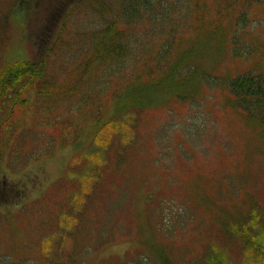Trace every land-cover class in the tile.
I'll use <instances>...</instances> for the list:
<instances>
[{"label": "trees", "instance_id": "1", "mask_svg": "<svg viewBox=\"0 0 264 264\" xmlns=\"http://www.w3.org/2000/svg\"><path fill=\"white\" fill-rule=\"evenodd\" d=\"M106 1L113 0H96V4H89L94 13L92 18H98L101 23L97 27L95 22L93 31L86 32L88 35L84 38L81 34L87 31L84 28L88 27L80 26L81 39L90 40L87 52L89 56L78 65H70L71 70L65 72V75L63 73V80L55 73L51 74V65L47 63L50 53L56 51L63 42L60 34L55 36L56 44L51 45L48 51L41 53V57L36 60L23 59L12 63L10 61L0 66V108L7 102L11 108L22 112L27 109L36 110L35 114L41 119V125L36 133H33L31 149L24 156L17 157L14 152L16 146H11L10 150L6 151L5 141L0 145V163L3 153L8 152V165L13 164L21 170L39 156L51 154L56 139L60 141L63 138L74 146L77 156L96 157L95 166L104 164L108 159L109 165L105 171L116 172L124 166L127 167L126 165L133 164L138 156L137 147L141 139L138 125L149 121L150 113L160 109V105L166 104L171 110V103L177 106L185 101L200 106L199 100L196 99L198 95L203 94L209 99H215L217 91L220 96L218 109L223 108L232 114L235 113V117H241L251 126L250 138L264 143V70H248L232 77L222 74L215 76L207 67L188 61L190 51L201 44L202 34L212 41V48L216 52L221 50L228 56L235 54L231 50L238 46L236 36L242 29L239 28L240 22L243 23L244 13L246 15L255 0H242L239 6V0L229 1L227 8H230L231 15L227 25H222L223 27L210 26L208 23L203 29L199 26L201 20L196 18L192 29L196 35L200 34V38L195 37L188 49L175 47L172 50L174 41L166 37L160 45V50L150 57H147L150 55L149 51L142 50L141 54L131 53L132 43L137 44L135 39H130L132 28H142L137 25L147 20L150 24L146 34L149 38L155 37L156 30L161 28V25L157 24L169 19L171 11H178L180 18L183 14L190 15L186 4L181 3L182 0H169V5L164 0H115L113 4ZM237 8L243 13H237ZM193 9L203 10L199 4H195ZM115 10L118 11L119 18L109 16L107 19V15L113 14ZM225 26L231 29L229 36L225 34ZM126 27H131L127 35L124 34ZM167 33H173L171 28ZM254 56L252 48L246 51L244 56L237 55ZM128 58L133 65H121L126 63ZM53 108L55 110L51 111ZM65 112L84 116L83 121L88 123L87 126L85 127L83 121L81 124L77 122L76 125L68 122L64 116ZM8 117L9 114L6 119H0V131L2 130L4 137L16 124ZM203 117L207 118L205 114ZM190 118L191 114L183 121L182 125L186 128L180 127L178 131L175 165L172 163L174 157L168 158L170 148L165 146L170 136L167 128L172 126L171 117L164 118L165 121L151 130L157 149L150 156V162L168 172L166 190L169 201H172L171 204L176 208L171 210L170 206L166 216L169 225L161 230V240L150 247L148 261L155 264H228L223 253L224 247L217 244L221 240L234 242L242 247L243 253L247 255L242 261L248 263L246 260L263 255L261 247L264 241V202L257 197V191L253 190L258 183V176L262 175L257 172V164L253 163L254 158H258L253 153L255 148L251 149L252 156H249L248 160L250 163L244 168L236 160H230L231 152L218 150L216 173H225L226 178L213 176L215 181L210 188L204 186L201 181L195 182L193 192L190 193L186 183L187 175L195 169L192 161H197L198 154H209L218 144L219 138V134H212L210 139L215 140L216 144L199 148V143L205 138L202 132L209 133V128L206 130V126L202 125L197 129L191 125L196 120ZM42 125H48L55 129V132L58 131V137L47 134ZM111 128H114V133L109 136ZM160 133L166 135L160 137ZM187 145L191 148L187 149ZM16 150L18 152L19 148ZM257 151L263 152L262 149ZM259 166L264 173V162ZM196 167L198 168V163ZM203 168L205 169L204 163L199 170L201 177L205 176ZM227 172L230 174L227 175ZM179 175L183 176V181ZM65 176L77 185L79 166L70 163L61 178ZM207 181H211V178ZM79 190L82 191L81 187ZM13 193L17 194V191ZM180 194L184 196V201L179 200ZM7 196V193H0V205L9 202L12 208L20 209L14 213L0 206V232L6 239L5 249H0V264H48L44 260L39 261L37 255H29V252L39 250L35 246L39 242L38 239L25 243L17 238L15 223L23 222L24 214L30 208L26 206L25 201L12 203ZM190 205H194L198 211ZM201 208L207 209L209 214L204 215L199 210ZM44 219L45 224L41 221L43 230L51 224L50 218ZM157 221L158 226L162 225L160 221L163 219ZM189 222H192V225H189ZM210 234L216 235L214 239L217 242L209 241ZM180 241L183 242L182 248L173 247ZM195 243L197 247H194ZM29 256L30 259L27 260Z\"/></svg>", "mask_w": 264, "mask_h": 264}, {"label": "rangeland", "instance_id": "2", "mask_svg": "<svg viewBox=\"0 0 264 264\" xmlns=\"http://www.w3.org/2000/svg\"><path fill=\"white\" fill-rule=\"evenodd\" d=\"M95 1L0 0V66L10 61L12 63L23 59L36 60L41 57V53L48 51L51 45L56 44L55 36L60 34L63 42L56 51L50 53L47 63L51 65V74L55 73L60 80H63L65 72L71 70L70 65H78L89 56L87 52L90 40L81 39L79 33H82L80 26L88 27L84 28L87 31L81 34L84 38L88 35L86 32L93 31L95 22L97 27L100 25L98 18H92L94 13L89 7V4ZM114 1L109 2L113 4ZM229 1L232 0H182L181 3L186 4L190 15L183 14L180 18L178 11H171L169 19L157 24L161 25V28L156 30L157 35L152 38L146 34L150 23L144 20L141 25H137L142 28L134 26L131 30L130 39L137 41V44L132 43L131 53L141 54L142 50L149 51L150 55L147 57H150L160 50V45L166 37L174 41L172 50L175 47L188 49L195 37L200 38V34L196 35L197 33L195 34L192 29L195 19L201 20L199 26L203 29L208 23L216 27L227 25L231 15L230 8H227ZM241 1L237 2L238 6L241 5ZM164 2L167 5L170 3L169 0ZM195 4H199L203 10L193 9ZM240 11L239 8L236 9L237 13ZM109 16L115 19L120 15L115 10L113 14L107 15V19ZM242 21L243 23L240 22L239 25L242 29L236 36L238 46L231 50L235 54L228 56L221 50L216 52L212 48V41L202 34L201 44L190 51L188 61L191 64L207 67L215 76L222 74L232 77L248 70L262 69L263 71L264 0H255L246 11V15L244 13ZM130 28L126 27L125 35ZM170 28L173 31L172 34L167 33ZM225 29L228 31H225V34L229 36L231 29L226 26ZM251 48L254 57H237V55L244 56L245 52ZM153 60L155 61V58ZM150 63H153L152 60ZM121 65L133 64L128 58L126 63ZM218 92L215 94L216 100L209 99L203 94L198 95L196 99L199 100L200 106L185 101L177 106L171 103V110H169L166 104L160 105V109L150 113L149 121L144 125H138L141 139L135 161L116 172L105 171L109 165L108 159L104 164L95 166L96 157L77 156L74 146L65 142L63 138L60 141L56 139L51 154L39 156L37 160L27 164L21 170L13 164L8 165V152H4L0 163V193H7L12 203L25 201L26 206L30 208L24 214V221L15 223L18 231L17 238L20 241L27 243L35 241V238L39 240L35 245L39 250L29 252V255H37L39 261L44 260L48 264L68 262L73 264H137V262L155 264L153 261H148L149 249L156 241L161 240V230L169 225L166 216L170 206H172L171 210L176 208L171 204L172 201H169L166 190L168 172L154 162H150V156L157 149L151 130L158 127L168 116L171 117L172 126L167 128L170 136L165 146L170 148L168 158L174 157L173 165L177 161L175 155L179 143L178 131L180 127H185L182 125L183 121H186L190 114V119L196 120L195 123H191L192 126L197 129L202 125L206 126V130L209 128V133L202 132L205 138L199 143V148L215 145L216 141H212L210 136L219 134L218 144L209 154L197 155L195 163H198V168L192 161L195 169L187 175L186 183L190 193L193 192L195 182L201 181L204 186L210 188L215 181L213 176L226 178L225 173H216L218 150L225 153L231 152L230 160H236L244 168L247 163H250L248 160L249 156H252L251 149L255 148L253 153L258 158H254L253 163L257 164V172L262 175L258 176V183L253 190L257 191V197L264 202V173L259 166L264 162V143L250 138L251 126L241 117H235V113L232 114L223 108L218 109L220 97ZM0 109V119H6L9 114L10 121L16 123L5 137L2 130L0 131V145L6 141L7 147L4 148L6 151H9L11 146L14 148L16 146L19 150L17 152L15 148V156H24L31 149L33 143L31 139L41 125V119L35 114L36 110L27 109L22 112V110L11 108L7 102ZM54 110L53 108L51 111ZM204 114L207 118L203 117ZM64 116L68 122L75 125L77 122L81 124L84 119V116L73 115L71 112H65ZM49 121L48 119V124ZM83 123L85 127L88 124L85 120ZM42 127L47 134L58 137V131L55 132L52 127L48 125H42ZM113 133L114 128H111L108 134L111 136ZM165 135L166 133H160V137ZM186 148L191 147L187 145ZM257 149H262L263 152ZM70 163L79 166L77 185L68 176L61 178ZM202 163L205 165V169H202L204 177L199 175ZM228 174L230 173L227 172ZM209 177L211 181L206 182ZM179 178L183 181V176L179 175ZM15 190L17 194H12ZM175 195L177 196L176 191ZM184 199V196L180 194L179 200L184 201ZM4 200L8 201V199ZM0 206L14 213L20 209V207L12 208L9 202ZM190 206L197 210L194 205ZM199 210L204 215L209 214L205 208ZM44 218H50L51 224L43 230L41 221L45 224ZM158 219H163L160 221L162 223L160 226H158ZM189 225H192V222H189ZM214 236L216 235L210 234L211 243L217 242ZM5 240V236L0 232V249H5ZM262 243L263 255H258L253 260H246L248 263H244L242 259H245L247 255L237 243L221 240L217 242L224 247L223 253L228 264H264V241ZM176 246L182 248L183 242L175 243L173 247ZM194 247H197L196 243ZM29 259L30 256L27 260Z\"/></svg>", "mask_w": 264, "mask_h": 264}]
</instances>
